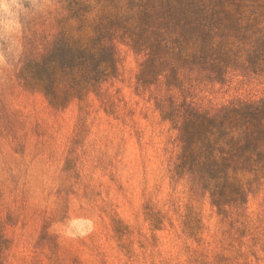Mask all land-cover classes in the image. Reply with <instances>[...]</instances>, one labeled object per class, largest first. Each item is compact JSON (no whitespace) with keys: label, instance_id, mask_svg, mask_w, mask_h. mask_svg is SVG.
Masks as SVG:
<instances>
[{"label":"rangeland","instance_id":"1","mask_svg":"<svg viewBox=\"0 0 264 264\" xmlns=\"http://www.w3.org/2000/svg\"><path fill=\"white\" fill-rule=\"evenodd\" d=\"M178 1L192 7H182L177 16L197 20L191 32L183 30L181 44L207 43L218 56L207 64L196 54L205 64L185 75V89L168 88L173 76L154 83L155 58L165 50L154 48L146 57L124 41L117 42L115 76L61 106L24 86L20 66L0 83L2 264H198L202 243L183 222V214L193 210L202 218L198 231L210 244L214 264H264V180L249 195L243 222L242 207L222 213L211 198L188 200L183 182L173 189L167 170L178 131L156 102L185 113L230 107L257 124L264 117V0ZM54 2L63 5L53 11L62 20H86L94 13L116 27L126 26L140 3L154 7L151 18L169 16L158 4L162 0ZM37 21L27 29L24 48ZM257 128L262 132L243 142L247 150L240 153L263 162L264 148L256 147L264 143V127ZM201 132L206 130L188 135L187 142L202 138ZM152 206L159 212L153 222ZM78 216L92 218L94 231L66 238L65 221Z\"/></svg>","mask_w":264,"mask_h":264},{"label":"trees","instance_id":"2","mask_svg":"<svg viewBox=\"0 0 264 264\" xmlns=\"http://www.w3.org/2000/svg\"><path fill=\"white\" fill-rule=\"evenodd\" d=\"M158 4L169 16L151 18L148 13L154 7L140 3L125 19L126 26L121 27L107 23L94 13H88L86 20L73 17L62 20L58 13L53 12L52 16L49 14L45 18H38L33 37L28 36L25 41L19 72L22 83L28 88L45 92L53 104L61 106L115 76L118 68L117 42L124 41L130 46L139 47L146 57L153 54L154 48L165 50L155 58L159 68L155 73L157 77L153 78L154 83L173 76L174 80L170 81L168 88L185 89V75L199 69V64L204 63L198 58L209 64L218 56H212V48L207 43L181 44L182 41L185 43L183 30L186 28V33L191 32V27L197 21L196 18L177 16L182 7H192L190 3L184 5L178 0H162ZM59 8L63 9V5L57 6V10ZM81 22L85 25L83 29L77 27ZM98 24L104 27L97 30ZM143 81L142 84L146 85L147 82ZM156 102L161 113L171 120L178 131L177 149L167 162V170L170 175L173 174L172 188L176 189L177 184L183 182L189 191L188 200L198 202L200 198V202L211 198L222 213L234 212L242 207V222L247 220L245 204L252 190L261 189L264 161L241 158L240 151L247 150L246 145L242 147L243 142L255 139L262 132L257 126L264 127V117L257 119L255 124L251 118L242 120V115L230 110V107L226 112L199 108L185 113L172 107L170 110L163 108L161 99ZM202 129L206 130L205 133L201 132L202 138L187 142L188 135L194 137ZM218 129L222 130L219 136L216 133ZM263 146L264 143H261L256 149L261 150ZM240 164L241 169L238 168ZM236 185V191L229 189L237 188ZM148 208L150 221H156L159 212L153 206ZM191 212L193 214H183V222H187L189 233L202 243L198 258L194 261L214 264L210 244H205V237L198 231L202 218L196 210ZM2 237L0 226V264L4 249Z\"/></svg>","mask_w":264,"mask_h":264},{"label":"clouds","instance_id":"3","mask_svg":"<svg viewBox=\"0 0 264 264\" xmlns=\"http://www.w3.org/2000/svg\"><path fill=\"white\" fill-rule=\"evenodd\" d=\"M56 7L54 0H0V83L20 66L29 25ZM94 229L92 218L71 217L65 221L62 235L69 239L84 238Z\"/></svg>","mask_w":264,"mask_h":264}]
</instances>
